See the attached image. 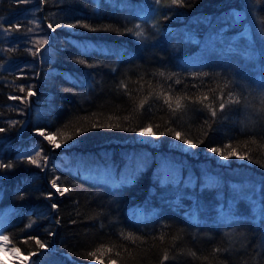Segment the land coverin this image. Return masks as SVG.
Segmentation results:
<instances>
[{
    "label": "trees",
    "instance_id": "1",
    "mask_svg": "<svg viewBox=\"0 0 264 264\" xmlns=\"http://www.w3.org/2000/svg\"><path fill=\"white\" fill-rule=\"evenodd\" d=\"M261 23L264 0H0V164L12 165L0 168V226L10 247L37 252L32 264H162L165 254L163 264H264ZM221 91L240 103L211 117L193 102ZM149 125L158 150L135 141ZM37 130L64 148L51 155ZM184 139L191 153L168 146ZM212 147L249 164L221 165ZM143 151L141 163L130 156ZM167 158L183 168L167 170ZM57 177L69 191L50 200Z\"/></svg>",
    "mask_w": 264,
    "mask_h": 264
},
{
    "label": "snow or ice",
    "instance_id": "2",
    "mask_svg": "<svg viewBox=\"0 0 264 264\" xmlns=\"http://www.w3.org/2000/svg\"><path fill=\"white\" fill-rule=\"evenodd\" d=\"M17 2L18 3H24V2H26V0H17ZM154 2L155 3H159L160 0H154ZM178 2H179V0H172L173 4H177ZM59 26L60 25H57V27H59ZM70 26L74 27L75 25H70ZM13 27L19 29V25H13ZM47 27L49 29H52L53 26H52V24H48ZM83 27L89 28V25L84 24ZM136 28H140V25H136ZM261 28L264 29V23H261ZM54 30L55 29H53V31ZM92 30H95V29H92ZM128 31H132V30L128 29ZM135 34L137 36L143 35L142 32H136ZM261 35L264 36V31L261 32ZM43 42L46 43L47 41L44 40ZM80 62L84 63V61H80ZM159 75L163 76L164 73L161 72V73H159ZM203 76H208V73H203ZM194 79H196V77H194ZM176 83H180V81L177 80ZM21 91H23V88H21ZM34 94L35 93L33 91H31V86H29V91L27 93V97H31ZM161 95H163V93H161ZM27 97H23L22 98V97H17V96H10L9 99H12V100L20 99L21 102L23 103L27 99ZM207 100H209V97L207 95H204L203 97H200L196 101H193V102L194 103H200L203 107L207 108L209 110V112H210L211 117H216L217 116V111L223 113L224 110H225V107L227 105H229V104H239L240 103L239 98L238 97L234 98V95L231 92L228 94V97H227V100H226L225 96L223 94V91H221V93L215 97L214 101H212V102H210L208 104H204V101H207ZM215 101H219L218 109L213 106ZM259 102H260V105H261L260 112H261L262 115H264V84L261 85V91H260V95H259ZM144 103H145V101H141V103L139 105L140 108H143ZM164 103H166L169 108H172L173 98L171 96L166 97L165 100H164ZM174 103H175V108L176 109H180L181 106H182V98L181 97H176ZM93 127L95 128L96 125H93ZM101 127H103V125H101ZM107 127L111 128L113 126L112 125H107ZM150 128H151V125H149L146 128L141 129L140 131H141V133H145V132H148ZM4 131H5V129L3 127H0V132H4ZM37 134L39 136L44 137L45 139L49 140L50 142L54 143V137H53L52 134L46 135L45 131H43V130H37ZM163 134L164 133H160V135H163ZM175 136H176L177 139H181V136H180L179 132H176ZM252 142L255 143L256 141L253 140ZM183 143L184 144H191V141H189L187 139H184ZM191 146L192 147H196L195 144H191ZM55 147L58 148V147H60V145L59 144H55ZM229 147H230V145H229ZM210 151L221 155L224 160H228L231 156H235V157H237L239 159H242V160L249 159V157L247 155H240L235 150H232L228 155H223V153L221 152V149L216 148V147L210 148ZM28 162L31 163V164L40 166V165L37 164V160L36 159H33V158L29 157ZM250 162H255V161H250ZM11 166H12L11 164H0V168H10ZM262 166H264V165H262ZM57 179H58V177L53 179V180H51V182H50V189H49V193H48V197H47L50 200L52 199V197L54 195V193L52 192V189H55L56 190V194H58L61 197L64 196L69 191V189L67 187H65V188H63V190H61L60 187L58 186L57 182H56ZM50 207L51 208H56L57 205L55 203H52L50 205ZM261 215H262V217H264V207H262V209H261ZM57 223H58V221H57ZM27 227H31V224H29ZM52 235H54V234H52ZM128 238L131 239L130 236ZM161 239H163V237H161ZM0 240L8 241L9 237L5 236L3 234H0ZM35 243L39 246L40 249H45L47 247V245L45 243H41V241L39 239H35ZM14 251L19 253L20 249L19 248H15ZM108 251L111 252L112 249L109 248ZM215 251L219 252L220 249L217 248V249H215ZM36 255H38V253L35 252V251L29 252L28 256L25 258V260L21 261L20 264H26V260L27 259H29L32 256H36ZM89 255L91 257H96V252H91V253H89ZM115 255L119 256L120 253L117 252V253H115ZM193 255H195V254H193ZM168 259H169V256L167 254H165L163 256V258H162V264H163V261H167ZM0 264H2V262H0ZM101 264H102V262H101ZM109 264H116V260L115 259L110 260Z\"/></svg>",
    "mask_w": 264,
    "mask_h": 264
},
{
    "label": "rangeland",
    "instance_id": "3",
    "mask_svg": "<svg viewBox=\"0 0 264 264\" xmlns=\"http://www.w3.org/2000/svg\"><path fill=\"white\" fill-rule=\"evenodd\" d=\"M141 11V10H140ZM27 124H29V122L27 121V123L26 124H24V131L25 130H27L28 129V125ZM23 131V132H24ZM22 132V134H21V136L22 137H24L23 136V133ZM34 135H36V136H38V137H40V138H42V140H43V142L45 143V144H47V146H49V149L52 151L51 152V155L54 153V152H57L59 149L61 150L62 148H64L63 147V145H60V147H55V144H58L56 141H55V138H54V143L53 142H46L45 140V138L44 137H41V136H39L38 134H37V132L34 134ZM135 141H136V143L137 144H141V145H139L140 147H147V148H149V149H151V150H158L159 148H160V143H159V141L154 137V134H153V132L149 129V131L148 132H145V133H141V131L137 134V137H136V139H135ZM51 145H53V147H51ZM143 145V146H142ZM144 145H146V146H144ZM168 146H170V147H173V148H176L177 150H179V151H181V152H183V153H186V154H188V153H191L192 152V149H191V145H189V144H181V143H177V142H175V141H172L171 142V145L169 144ZM53 149V150H52ZM146 152V151H145ZM143 153H144V151L143 152H137V153H135V154H133V155H130L131 157H133L134 159L136 158V160H139L140 162H136V163H141V161L143 160V158H144V156H143ZM193 155V154H192ZM145 159V158H144ZM165 161V165H166V167H167V170H169V171H172V172H175V171H179V170H181L183 167H182V165L180 166L179 165V163H175V162H173V161H166V160H168V158L167 159H164ZM215 160L217 161V163H220L221 165H225V166H229L230 164H229V160H224L223 158H222V156L221 155H219L217 158H215ZM237 161L239 162V163H244V164H249L246 160H242V159H239V158H237ZM137 168V169H136ZM138 170V167L137 166H134L133 168H131V169H129L128 171H127V174H128V176H131V175H133V174H135L136 172L135 171H137ZM229 184H236L235 183V181L234 180H231V181H229L228 182ZM0 223H5V221H4V217L3 216H1L0 217ZM0 234H2V227L0 226ZM1 241H3V240H1ZM6 244H7V246L9 247V248H11V249H15V248H12V247H10V245L8 244V242L7 241H4ZM50 249H54V248H50ZM50 249H47V250H49V251H51ZM48 251V252H49ZM56 251H57V249H56ZM52 253H54L55 255H59V253H58V251L57 252H52ZM55 255H42V257L44 258V257H46V256H55ZM63 256H65L66 254H62ZM26 256H28V255H26ZM60 256V255H59ZM66 256H68V255H66ZM57 257V256H56ZM69 257V256H68ZM72 262V261H71ZM26 264H32V258L30 257L29 259H27L26 260ZM42 264H57L56 262H55V260H53V259H47V260H44L43 262H42Z\"/></svg>",
    "mask_w": 264,
    "mask_h": 264
},
{
    "label": "bare ground",
    "instance_id": "4",
    "mask_svg": "<svg viewBox=\"0 0 264 264\" xmlns=\"http://www.w3.org/2000/svg\"><path fill=\"white\" fill-rule=\"evenodd\" d=\"M23 260L25 259L20 252H15L14 249L9 248L4 241L0 240V262L2 264H20Z\"/></svg>",
    "mask_w": 264,
    "mask_h": 264
},
{
    "label": "water",
    "instance_id": "5",
    "mask_svg": "<svg viewBox=\"0 0 264 264\" xmlns=\"http://www.w3.org/2000/svg\"><path fill=\"white\" fill-rule=\"evenodd\" d=\"M28 122H29V120H28ZM45 141H46V142H49V140H47V139H46ZM51 147H53V145H51ZM52 150H53V149H52ZM51 152H52V151H51ZM50 250H51L52 252H57V251H56V247H54V249H50ZM20 254H21V256H22L24 259L27 257L25 254H23V253H21V252H20ZM64 257H65L66 259H69V257L66 256V255H65Z\"/></svg>",
    "mask_w": 264,
    "mask_h": 264
}]
</instances>
